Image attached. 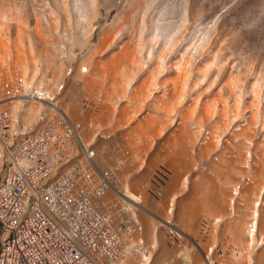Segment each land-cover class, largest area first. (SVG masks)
Wrapping results in <instances>:
<instances>
[{
	"label": "rangeland",
	"instance_id": "obj_1",
	"mask_svg": "<svg viewBox=\"0 0 264 264\" xmlns=\"http://www.w3.org/2000/svg\"><path fill=\"white\" fill-rule=\"evenodd\" d=\"M16 80L26 87L64 85L60 105L85 127L100 168L116 158L112 144L122 148L117 156L121 173L129 176L131 190L148 204V214H139L145 243L150 241L144 219L154 217L151 210L157 205L165 224L170 199L175 198L171 223L182 239L178 246H168L167 229L157 223L159 243L155 242L152 264L171 252L185 254L186 249L194 251L198 264L208 262V256L214 264H237L234 260L241 261L245 250L242 260L249 259L237 262L256 263L264 237L259 233L254 250L241 251L239 216L228 199V213L219 215L223 204L218 197L232 193L233 185L244 180L243 169L254 178L253 169L264 167V0H0V94ZM206 101L216 113L202 111ZM223 109L226 115L221 117ZM102 131L112 140L95 137ZM238 133H246L241 137L248 140L241 144L245 149L237 141ZM206 144H212V150ZM247 152L249 156L242 155ZM174 160L182 164L180 170L171 166ZM161 167L170 175L161 200H153L146 190ZM258 182L264 185L262 179ZM250 198L243 201L251 204ZM233 213L238 218L234 221ZM219 218L223 219L215 223ZM227 257L235 259L228 262Z\"/></svg>",
	"mask_w": 264,
	"mask_h": 264
},
{
	"label": "built area",
	"instance_id": "obj_2",
	"mask_svg": "<svg viewBox=\"0 0 264 264\" xmlns=\"http://www.w3.org/2000/svg\"><path fill=\"white\" fill-rule=\"evenodd\" d=\"M49 85L30 83L22 97L24 81L16 80L0 94V264H152L157 245L144 242L140 197L117 159L122 148L112 144L116 158L98 168L85 129L59 104L65 87ZM96 137L112 140L103 131ZM168 173L152 175L153 200ZM174 200L167 226L161 220L170 247L182 239L171 223Z\"/></svg>",
	"mask_w": 264,
	"mask_h": 264
},
{
	"label": "bare ground",
	"instance_id": "obj_3",
	"mask_svg": "<svg viewBox=\"0 0 264 264\" xmlns=\"http://www.w3.org/2000/svg\"><path fill=\"white\" fill-rule=\"evenodd\" d=\"M133 58V57H132ZM181 60V59H180ZM125 61V60H124ZM116 63H117V61H116ZM122 65V64H121ZM120 69V68H119ZM179 69H181V68H179ZM83 74H85V72L83 73ZM181 76V75H180ZM229 77V76H228ZM185 81V80H184ZM227 81V80H226ZM229 83V82H228ZM26 84L27 83H25V87H24V92H25V90H27L26 88ZM226 84V83H225ZM28 86V85H27ZM52 85H49V90H52V91H56V89H58L60 86H64L63 84H61V85H55V87H51ZM228 87L227 88H230L231 86H230V84L229 85H227ZM180 87H181V85H180ZM184 87V86H183ZM118 88V87H117ZM174 88V87H173ZM232 88V87H231ZM38 89H41V88H38ZM181 88H178V89H176L175 88V91H177V93H179L181 90H180ZM49 90H47V89H44V91L45 92H50ZM206 91V90H205ZM39 92H42V91H39ZM26 93H28V91H26L24 94H22V97L26 94ZM175 93V92H174ZM229 94V93H228ZM123 95V94H122ZM177 95V94H176ZM179 97H181V96H179ZM227 98V97H226ZM233 98V100L234 99H236L235 97H232ZM231 98V99H232ZM178 99V98H177ZM136 103V102H135ZM205 103V102H204ZM206 103L207 104H204V106H203V112L206 114V115H209V114H211L212 112H213V114L214 113H216V109H214V105L212 104V103H210V102H208V101H206ZM59 104H60V97H59ZM62 107H63V105H61ZM19 107H20V104H18V106L16 105L15 106V109H19ZM156 107V106H155ZM234 105H233V109H234ZM64 108V107H63ZM173 109V108H172ZM213 109V110H212ZM218 109V108H217ZM37 110V109H36ZM36 110H35V112L34 113H37L36 112ZM225 109H223V110H220V112H219V115L221 116V117H223V115L225 116L226 115V111H224ZM235 110V109H234ZM157 112H159V111H157ZM32 114H34L33 112H31ZM67 113V112H66ZM170 113V112H169ZM68 115V114H67ZM183 116V115H182ZM184 117V116H183ZM204 117H205V115H204ZM68 118L72 121V122H74V123H79V122H75V121H73L70 117H69V115H68ZM188 120V119H187ZM249 120V119H248ZM170 121V120H169ZM183 121V120H182ZM221 121V120H220ZM254 121H255V119H254ZM154 122H155V120H154ZM185 122V121H184ZM165 123V122H164ZM187 123H189V121L187 122ZM79 124H81V123H79ZM152 124V123H151ZM162 124V123H161ZM186 124V123H185ZM223 124V125H222ZM222 124H221V126L220 127H224V129L226 128L225 126H224V123L222 122ZM248 124H250V123H248ZM82 125V124H81ZM153 125V124H152ZM151 125V126H152ZM158 125H160V124H158ZM163 125V124H162ZM165 125V124H164ZM167 125V124H166ZM254 125H255V123H254ZM83 126V125H82ZM241 126V125H240ZM245 126V125H244ZM248 126V125H247ZM253 126V125H252ZM185 127V126H184ZM254 127V126H253ZM83 128L85 129V127L83 126ZM157 128V127H156ZM154 129V128H153ZM203 129V128H202ZM211 129V128H210ZM157 130V129H156ZM185 130V129H184ZM253 130V129H252ZM251 130V131H252ZM200 131V130H199ZM203 131V130H202ZM209 131V130H208ZM256 131V130H255ZM152 133H153V131H152ZM154 133H156V132H154ZM213 133V132H212ZM240 134H242V133H240ZM245 134L246 133H243L242 134V136L244 135L245 136ZM155 135V134H154ZM221 135V134H220ZM236 135H239V133L238 134H236ZM254 135V134H253ZM182 136H183V133H182ZM213 136H214V133H213ZM242 136H238L237 137V141L239 142V144L241 145V144H243V145H247V143L246 142H248V140L247 141H245L243 138H242V140L245 142H243L242 140H241V137ZM243 136V137H244ZM96 137V136H95ZM216 137V136H215ZM247 137V136H246ZM176 138V137H175ZM198 138V137H197ZM207 138V137H206ZM212 138V137H211ZM233 138H235V136L233 137ZM253 138V137H252ZM87 139V138H86ZM93 139H95V138H93ZM236 139V138H235ZM247 139V138H246ZM185 140H186V138H185ZM207 140V139H206ZM213 140H215V139H213ZM93 141V140H92ZM179 141V140H178ZM212 141V140H211ZM211 141H209L210 143H211ZM226 141V140H225ZM250 141V140H249ZM261 141V140H260ZM208 142V141H207ZM208 142V143H209ZM229 142V141H228ZM262 142H264L263 140H262ZM261 142V143H262ZM87 143L90 145V147L92 148V144L91 143H89L88 141H87ZM168 143V142H167ZM174 143V142H173ZM180 143V142H179ZM178 143V144H179ZM194 143H195V141H194ZM204 143H206V141L204 142ZM203 143V144H204ZM230 143V142H229ZM236 145H238L237 143H235ZM251 144H253V143H251ZM259 144V143H258ZM262 145H263V148H264V144L262 143ZM261 145V146H262ZM174 146V145H173ZM206 146H210L209 144H206ZM211 146H212V144H211ZM210 146V147H211ZM214 146V145H213ZM224 146V145H223ZM227 146V145H226ZM231 146V145H230ZM261 146H259V149L261 148ZM170 147V146H169ZM185 147V146H184ZM241 147H242V145H241ZM187 148V147H186ZM243 148V147H242ZM172 149V148H171ZM200 149V148H199ZM209 149V147L207 148L206 147V150H208ZM211 150H212V147L210 148ZM225 149H226V147H225ZM230 149V148H229ZM243 149H245V148H243ZM95 150V149H94ZM93 150V151H94ZM205 150V149H204ZM232 150V149H231ZM247 150V149H246ZM209 151V150H208ZM242 151V150H241ZM262 151H264V149H262ZM207 152V151H206ZM245 152V151H244ZM239 153V152H238ZM248 153V154H247ZM246 154L244 153V154H242L243 156L244 155H247V156H249V152H247ZM260 153H262L261 152V150H260ZM264 153V152H263ZM198 154V153H197ZM241 154V153H240ZM259 154V153H258ZM172 155V154H171ZM170 155V156H171ZM200 155V154H199ZM169 156V155H168ZM170 156L169 157H167V158H170ZM183 156V155H182ZM202 156V155H201ZM223 156V155H222ZM173 157V156H172ZM178 157V156H177ZM207 157V156H206ZM240 157V156H239ZM198 158V157H197ZM242 159L244 158V157H241ZM260 158H261V156H260ZM97 159V161H96V163H97V167L98 168H100L101 166L99 165V158L97 157L96 158ZM201 159V158H200ZM237 159V158H236ZM246 159H248V158H246L245 157V159L243 160L244 161V165H245V160ZM218 160V159H217ZM249 160H250V157H249ZM157 161H158V158L157 159H154V163H157ZM173 161V160H172ZM177 161V160H176ZM200 161V160H199ZM241 160H239L237 163H238V167H239V162H240ZM247 161V160H246ZM258 161V160H257ZM174 162H175V160H174ZM172 163V165L171 166H173V168H176V169H178V170H180L178 167V165H182V164H180V162H175V163ZM182 162V161H181ZM259 162V161H258ZM230 163H231V161H230ZM236 163V162H235ZM242 163V162H241ZM257 163V162H256ZM262 163V162H261ZM198 164V163H197ZM225 164V163H224ZM257 164H259V163H257ZM256 164V165H257ZM253 165H255V163L253 164ZM236 166V165H235ZM234 166V167H235ZM252 166V165H251ZM261 166H262V164H261ZM185 167V166H184ZM242 167H244V166H242ZM256 167V166H255ZM258 167H259V165H258ZM257 167V168H258ZM180 168H181V166H180ZM245 168V167H244ZM247 168V167H246ZM249 168V167H248ZM252 168V167H251ZM264 168V167H263ZM263 168H261L262 170H263ZM100 169H102V168H100ZM260 169V168H259ZM259 169H253L254 171H253V173H252V176L254 175V178H252V177H250V176H248V174L247 173H245V171H249V170H245V169H243L244 170V172H243V170L241 171V170H239V172L241 173V174H243V175H245L244 176V178H243V176L241 177V180H242V178L244 179V180H242V182L241 183H243V182H245L244 184H239L238 185V183H235V185H233L234 187V189H232L233 190V192L232 193H226L225 192V194L224 193H220V195H219V199H218V201H219V203L220 204H223V205H221L222 207L221 208H218L219 209V211L221 212V214H219V215H222L223 214V212H226V213H228V208L226 207V202H227V199H228V202L230 203V205H231V207H232V205H234V207H233V211H234V213H235V211H236V217H238L239 216V221L237 220V229H236V231H239L238 232V235L237 236H239V238H240V245L242 246V248H241V246H240V250L241 251H243V248H245V249H251V250H254V245H256L258 242H257V240H258V234L260 233V235H261V237H264V185H263V183L261 184V183H259L258 182V180H263L264 181V179H263V175H264V173L262 174V170L260 171ZM182 170V169H181ZM220 171V170H219ZM234 171V170H233ZM218 172V171H217ZM237 172V171H236ZM235 172V173H236ZM252 172V171H251ZM250 172V173H251ZM219 173V172H218ZM169 175H170V173H168ZM238 174V173H237ZM240 174V175H241ZM229 175V174H228ZM233 175H235V174H233ZM240 175H239V177H240ZM229 176H231V175H229ZM235 177V176H234ZM256 177V178H255ZM168 178L169 177H167L166 178V182L168 181ZM247 179V181L248 182H246L245 180ZM249 178H250V180H251V183H249L250 181H249ZM258 178V179H257ZM175 179V178H174ZM229 179L230 178H227V183H228V181H229ZM257 179V181H255ZM225 180H226V178H225ZM233 180V179H232ZM236 180V179H235ZM231 181V180H230ZM229 181V182H230ZM166 182H165V184L163 185V188H165V186H166ZM234 182V181H233ZM209 183V182H208ZM226 183V184H227ZM231 183H229V185H230ZM233 184V183H232ZM143 185V184H142ZM207 185V184H206ZM140 187H141V185H140ZM144 187V186H143ZM185 187V186H184ZM230 187V186H229ZM227 188V187H226ZM231 188V187H230ZM144 189V188H143ZM180 189V188H179ZM181 189H184L183 187H181ZM185 190V189H184ZM147 191V190H146ZM160 191H161V189H160ZM221 191V190H220ZM224 192V191H223ZM177 193V192H176ZM180 193H181V191H180ZM147 195V194H146ZM201 196V195H200ZM199 196V197H200ZM236 196H239L237 199L238 200H240V201H237L236 200ZM177 197V196H176ZM208 197V196H207ZM215 197V196H214ZM247 197H252L253 198V200H254V202L252 201V199H251V204H253V208H251L252 206H251V204H250V200H246V202H244L245 200H244V198H247ZM161 198V197H160ZM160 198H158L157 200H161ZM213 198V197H212ZM200 199V198H199ZM142 200H143V198H142ZM141 200V198H140V201H139V206H138V211L140 212V211H142L143 212V214L144 213H146V212H148L147 211V208H146V202L145 201H142ZM244 200V201H243ZM200 201V200H199ZM212 201H213V199H212ZM211 201V202H212ZM241 202V203H240ZM146 203V204H145ZM215 203V206L217 205V203L216 202H214ZM244 203V204H243ZM158 204H160V202L158 203ZM190 203H188V204H185V205H189ZM192 204V203H191ZM204 204V206H205V203H203ZM213 204V203H212ZM212 204H207V202H206V205H211L212 206ZM225 204V205H224ZM245 204H247L248 205V207H244V206H247V205H245ZM148 205V204H147ZM185 205H184V207H185ZM195 205V204H194ZM193 205V206H194ZM197 205V204H196ZM228 205V204H227ZM230 205L228 206L229 208H231L230 207ZM249 205L251 206V207H249ZM263 205V206H262ZM162 206V205H161ZM191 206V205H190ZM148 207V206H147ZM195 207V206H194ZM218 207V206H217ZM220 207V206H219ZM261 207H262V209H261ZM152 208V207H151ZM175 208V207H174ZM211 208V207H210ZM209 208V209H210ZM215 208V207H214ZM193 209V208H192ZM195 209V208H194ZM208 209V210H209ZM213 209V208H212ZM250 209H251V211H250ZM154 210V211H153ZM211 210V209H210ZM209 210V213L208 214H210V211ZM230 210V209H229ZM152 213H153V215H154V217H148V219L149 220H147L146 221V219H144L145 220V227H146V230H145V232L147 233V236H148V240L151 242V241H155L157 244L159 243L158 242V238H157V223H160V221L162 220V216H161V214H159V211H160V208L156 205L154 208H152ZM150 211V212H151ZM189 210L188 209H185L184 208V213L185 212H188ZM248 211H250V212H252L253 213V215H250V213H248ZM204 212V211H203ZM213 212V211H212ZM183 213V212H182ZM189 213V212H188ZM190 213H191V211H190ZM202 213V212H201ZM201 213H199V214H201ZM233 213V214H234ZM146 214H148V213H146ZM214 214H216V209H215V212H214ZM218 214V213H217ZM230 214H232L231 213V210H230ZM181 215V214H180ZM192 215V214H191ZM207 215V214H206ZM151 216V215H150ZM181 216H183V215H181ZM184 216H188L187 214L186 215H184ZM199 216V215H198ZM202 216H203V213H202ZM201 216V217H202ZM209 216V215H208ZM214 216H216V215H214ZM222 216H224V214L222 215ZM221 216V217H222ZM225 216H226V214H225ZM224 216V217H225ZM228 216H229V214H228ZM231 216V215H230ZM229 216V217H230ZM164 217V216H163ZM166 217V216H165ZM191 217V216H190ZM233 217V220L232 221H234V217H235V214H234V216H232ZM235 217V218H236ZM158 218H160V219H158ZM180 218H182V217H180ZM195 219V218H194ZM198 219V218H197ZM214 219V218H213ZM223 219V218H222ZM221 218H219V219H217V220H213L215 223H220V221L222 220ZM236 219H238V218H236ZM189 221H190V219H188ZM187 220V221H188ZM181 221H182V219H181ZM180 221V222H181ZM192 221H194V220H191V222ZM228 221V220H227ZM226 221V222H227ZM231 221V224L233 223ZM162 222V221H161ZM227 223H229V221L227 222ZM226 223V224H227ZM161 224V223H160ZM185 224V223H184ZM226 224H225V226H226ZM233 224H235V223H233ZM165 225H166V222H165ZM167 226V225H166ZM184 226V225H183ZM189 226V225H188ZM228 226H230L229 224H228ZM233 226V225H232ZM231 226V228H234V227H232ZM254 226H255V229H254ZM258 226V227H257ZM217 227V226H216ZM223 228H224V226H222ZM190 228H191V225H190ZM230 228V227H229ZM244 228L245 229H247V233H246V230H244ZM260 230H259V229ZM229 230V229H228ZM233 230V229H232ZM231 230V231H232ZM245 231V233H244V231ZM223 231V230H222ZM235 231V230H234ZM258 231H260V232H258ZM227 233H228V231H227ZM229 233H231L230 231H229ZM179 234H181L180 233V230H179ZM224 234H226V233H224ZM244 235H245V238H244ZM233 236V235H232ZM197 237V236H196ZM229 237L231 238V236L229 235ZM228 237V238H229ZM260 237V238H261ZM235 238V237H234ZM238 238V237H237ZM236 238V239H237ZM236 239H234V240H236ZM232 240V239H231ZM223 242V241H222ZM229 242V241H228ZM236 242V241H235ZM155 243V244H156ZM231 243V242H230ZM263 243V242H262ZM221 244V243H220ZM227 244V243H226ZM228 245V244H227ZM262 245V244H261ZM196 246L198 247L197 249H199L200 251H199V253L200 254H204V251L200 248L201 246H199L198 244H196ZM222 246V245H221ZM230 246V245H229ZM236 246V245H235ZM237 246H238V244H237ZM236 246V247H237ZM226 247V246H225ZM234 247V246H233ZM252 247H253V249H252ZM187 248V247H186ZM264 248V247H263ZM260 250V249H259ZM230 251V250H229ZM247 250H245V252H246ZM186 253L185 254H182L181 252L179 253V252H175V253H170L169 255H165V256H163L164 258H162V260L164 261V263H166V264H198V262L196 263V259H194V251L193 250H187L186 249V251H185ZM244 252V251H243ZM245 252H244V254H245ZM163 253H165V250H164V252ZM240 253V252H239ZM247 253V252H246ZM249 253V252H248ZM166 254V253H165ZM207 254H209V253H207ZM244 254H241L240 253V257H242L243 258V255ZM258 254V253H257ZM211 255V254H210ZM230 255H231V252H230ZM229 255V256H230ZM232 255H233V253H232ZM249 255V254H248ZM248 255H246V256H248ZM228 256V257H229ZM234 256H236V255H234ZM238 256V257H239ZM257 256V257H256ZM254 258H255V262L256 263H254V264H264V250H262V251H260V253L258 254V255H256ZM209 257V256H208ZM208 257H206L205 258V260H208V262H205V264L206 263H208V264H214L213 262H214V260H213V262L211 261V259L209 260V258ZM227 257V258H228ZM233 257V256H232ZM249 257V256H248ZM247 257V258H248ZM231 258V257H230ZM242 258H241V261H245L246 262V260H248V259H246V260H242ZM244 258H245V256H244ZM251 258H253L252 257V255H251ZM232 259H235V258H231V260ZM240 258H236L234 261L237 263V264H241V263H238V262H241V261H238ZM162 260H160V259H156V262H155V264H162L163 263V261ZM195 260V261H194ZM231 260H229V258H228V262L229 261H231ZM238 261V262H237ZM200 262V261H199ZM249 263V261L247 262V264ZM251 263H252V260H251ZM251 263H249V264H251ZM200 264V263H199ZM201 264H202V262H201ZM230 264V263H229ZM231 264H232V262H231ZM242 264H244L243 262H242Z\"/></svg>",
	"mask_w": 264,
	"mask_h": 264
}]
</instances>
